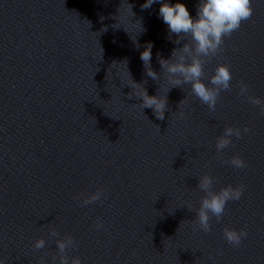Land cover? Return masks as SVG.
Returning <instances> with one entry per match:
<instances>
[{"label": "water", "instance_id": "95a60500", "mask_svg": "<svg viewBox=\"0 0 264 264\" xmlns=\"http://www.w3.org/2000/svg\"><path fill=\"white\" fill-rule=\"evenodd\" d=\"M145 2L0 0L4 264H59L56 240L66 237L82 264H264V105L249 99L264 101V0H252L253 15L216 56L202 57L205 81L221 63L231 69L214 111L162 72L158 56L191 38L175 44L160 4ZM182 2L195 16L198 0ZM147 43L158 80L140 59ZM145 90L167 99L163 120L135 96ZM226 127L250 132L218 153ZM234 156L247 167H233ZM205 175L213 191L244 189L209 232L195 211ZM100 189L101 201L82 206ZM225 228L247 237L233 246ZM41 237L48 243L36 249Z\"/></svg>", "mask_w": 264, "mask_h": 264}, {"label": "clouds", "instance_id": "9594fccd", "mask_svg": "<svg viewBox=\"0 0 264 264\" xmlns=\"http://www.w3.org/2000/svg\"><path fill=\"white\" fill-rule=\"evenodd\" d=\"M156 3L160 4L158 18L167 26L169 39L172 34H177L178 38L174 43L180 44L181 40L191 38V43L187 42L181 48H174L169 59L158 56L162 72L166 73L173 87L188 85L191 93L214 111L220 92L229 90L231 87V69L229 65L221 63L214 69L211 77L205 81L202 57L216 56L222 50L225 37H230L244 21L251 18L254 11L252 0H198L195 16L190 13L182 0H175L174 3L172 0H146L142 8L149 9ZM144 30L146 29L143 28L142 31ZM152 47V43H147L140 54V59L147 70V75L153 80H158L160 74L151 68ZM247 91V86L242 85L240 94L246 95ZM135 96L142 99L140 104L143 109L152 108L158 119H164L167 99L159 95H149L146 90ZM249 99L257 106L264 105V101L259 98L250 97ZM248 132H250L248 128L241 131L238 128L226 127L216 140V151L223 152L232 144L233 137L239 139ZM229 163L237 169L247 167L246 162L239 156H234ZM213 183L214 178L211 175L203 176L198 183V187L205 193V196L201 199L200 208L195 210L196 223L204 232L211 231L212 226L209 222L211 217L214 216L217 221L221 220L228 202L240 200L244 192L242 187L231 185L221 188L218 192L213 191ZM103 193L102 189L97 190L82 201V206L101 201ZM189 210L192 211V209ZM100 227L102 224H97V228ZM50 236L56 237L58 233L52 232ZM224 236L229 244L239 246L247 237V232L243 229L237 231L225 228ZM47 243L48 241L41 237L34 242V247L43 249ZM73 246L74 241L71 237L56 240V247L60 254L59 264H82L79 257H70L66 254ZM0 264L4 262L0 260ZM53 264H56L55 258Z\"/></svg>", "mask_w": 264, "mask_h": 264}]
</instances>
